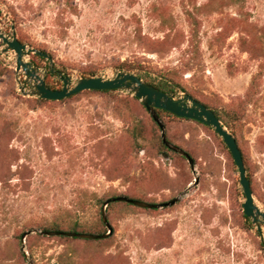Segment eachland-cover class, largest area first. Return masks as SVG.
I'll return each mask as SVG.
<instances>
[{
	"label": "rangeland",
	"instance_id": "rangeland-1",
	"mask_svg": "<svg viewBox=\"0 0 264 264\" xmlns=\"http://www.w3.org/2000/svg\"><path fill=\"white\" fill-rule=\"evenodd\" d=\"M0 29L46 48L70 87L136 61L154 78L171 72L200 101L238 111L246 172L264 209V0H0ZM16 56L0 53V264H69L70 256L76 264H264V225L259 232L243 216L238 166L212 126L162 113L167 134L194 154L193 168L159 152L161 130L131 93L40 103L21 92ZM26 58L42 76L51 65ZM142 122L148 128L134 134ZM118 193L180 200L154 210L116 205L108 241L34 231L23 248L24 233L44 224L98 226V199Z\"/></svg>",
	"mask_w": 264,
	"mask_h": 264
},
{
	"label": "water",
	"instance_id": "water-1",
	"mask_svg": "<svg viewBox=\"0 0 264 264\" xmlns=\"http://www.w3.org/2000/svg\"><path fill=\"white\" fill-rule=\"evenodd\" d=\"M0 39H2L3 41V44H0V53L14 51L17 54L16 69L19 73L17 76V82L20 86L21 92L24 95L37 96L39 98L50 100H61L84 90L115 89L127 91L132 95L138 97L142 101L150 114L154 117L155 121L159 124L161 128L163 143L171 150L185 156L193 168L195 166V161L192 156L182 147L169 141L166 131V125L159 116L157 109H164L176 114L177 116L195 119L208 126H212L230 149L235 163L238 166L240 181L244 188L245 194V201L243 203L244 212L256 225L258 231L262 232L264 225V209L260 207L259 204H257L255 201L251 180L246 172L242 151L239 147L236 137L223 124L221 119L216 115L212 108L206 106L204 103L200 102L187 92H183L180 94L166 92L148 83L138 74L128 70L119 71L113 78L110 79H106L95 74L90 77H82L73 87H70V85L73 83L72 79L63 72H58L59 77L63 79L64 86L61 89L51 88L46 83V76L49 70L45 71L44 76L40 75V67L35 66L31 60H28L26 58V56L30 55L31 53H36L43 56L50 60L51 72L56 73L57 70L55 69L54 64H52L53 58L51 54L31 47L26 43H23L16 35L11 37L1 29ZM21 71H23L25 74V80L31 83V90H26V85L21 78ZM198 183L199 178L197 177L194 184ZM179 200L180 196L174 197L173 199L163 203H150L147 201L129 198L127 196L112 197L104 203L102 209V217L108 227L107 233L92 234L73 231L65 232L37 229L30 230L23 235V248H25V238L34 231L40 232L43 235H66L87 239H99L111 236L113 233V226L108 221L107 207L111 202L114 201H126L143 208H161L165 206H172ZM24 252L27 254L26 250H24ZM30 264H34L32 260L30 261Z\"/></svg>",
	"mask_w": 264,
	"mask_h": 264
},
{
	"label": "trees",
	"instance_id": "trees-1",
	"mask_svg": "<svg viewBox=\"0 0 264 264\" xmlns=\"http://www.w3.org/2000/svg\"><path fill=\"white\" fill-rule=\"evenodd\" d=\"M20 39V38H19ZM21 40V39H20ZM22 41V40H21ZM23 42V41H22ZM37 49H40L44 52H48L49 54L52 55V53H50L46 48H43V47H35ZM34 56L39 59V60H42V61H47L49 59L39 55V54H36L34 53ZM50 61V60H49ZM55 69L57 70L56 73H52L51 72V65L49 66V71H48V77H54V76H58V72H62V70L60 68H58L56 65H54ZM65 69V67H63ZM119 68L121 69H126V70H130L132 72L136 74H138L140 77H142L144 80H146L148 83L166 91V92H169V93H173V94H179L180 92H187L189 94H191L193 96V94L190 92V90L188 89V87H186L185 85H183L182 83H180L175 77L171 76V72H168L164 75H161L159 76L158 78L157 77H153V75L151 74V69L150 70H147L146 69V66L143 65V63L141 62H136V61H127V62H124L122 63L121 65H119ZM94 71L90 70V73H93ZM89 73V74H90ZM46 83L49 87L51 88H56L53 83H51L48 79L46 80ZM86 91H89V92H104V93H109V92H120L121 90H115V89H106V90H97V89H92V90H84V91H81L79 93H76L71 97H75L83 92H86ZM194 97V96H193ZM135 100L139 101L140 99L138 97H133ZM195 98V97H194ZM199 100V99H197ZM37 101L40 102V103H43V102H47V101H51L50 99H44V98H37ZM200 101V100H199ZM202 103H204L206 106L212 108L214 110V112L216 113V115L221 119V121L226 125V126H229L230 129H232V134L236 137L237 139V142L239 144V147L242 151V154H243V158H244V152L242 150V147L240 145V140H239V137L237 136V131H236V122L237 120L239 119V112L238 111H232V110H228V109H224L222 107H219V106H216L214 104H212L211 102H204V101H200ZM142 106L144 108H146V106L144 104H142ZM147 109V108H146ZM148 110V109H147ZM157 112L159 114V116L163 118L162 116V113H168L169 115H172V116H175L177 118H180L182 120H185V121H190V122H195L197 124H201V125H204V126H207L206 124L198 121V120H195V119H191V118H186V117H180V116H177L176 114L170 112V111H167V110H164V109H160L158 108L157 109ZM151 119L153 121V127L154 129H157V130H161L159 124L155 121L154 117L151 116ZM144 128L147 129L148 128V125L144 124L143 122L141 123V125L139 124V126L135 127L134 128V134H137L138 132H143L144 131ZM217 133V132H216ZM168 139L170 142L182 147L184 150H186L191 156L192 158L194 159V161L196 162V158L194 156V154L189 150L187 149L186 147H183L181 146L180 144H177L168 134ZM136 141L137 143H139L138 139L136 138ZM159 144V152L160 153H166V152H171V153H175L176 155L182 157L183 159L185 160H188L185 156L181 155L180 153H177L173 150H171L169 147H167L164 143H163V140H162V136H159V140H158ZM228 147V146H227ZM228 152L230 155H232L231 151L229 148H227ZM233 157V155L231 156ZM234 159V158H233ZM234 163H235V160H234ZM190 164V163H189ZM250 178V176H248ZM251 180V178H250ZM251 185L253 187V181L251 180ZM255 192V191H254ZM119 196H127L129 198H133V199H138V200H141V201H147V202H150V203H156L155 201H148L144 198V196H141V195H134V194H129V193H118V194H112V195H109V196H106V197H101L98 199V202H99V205L101 206V210H100V222H99V225L98 226H95V227H88L84 224H82L79 220L78 221H75L73 222L72 224H69L68 226L66 225H63L59 222H52L51 224H44V225H41L40 226V229H43V230H47V231H73V232H79V233H92V234H104V233H107L108 232V227L106 225V223L104 222L103 220V217H102V208H103V205L104 203L112 198V197H119ZM261 198V197H260ZM171 200V199H170ZM167 202V201H166ZM118 204H121L125 207H134V208H137V209H145V210H154L155 208H143V207H139L137 205H134L132 203H129V202H126V201H114V202H111L108 207H107V216H108V221L111 223L112 222V211L114 209V207ZM166 207V206H165ZM243 216L246 218L247 222L250 224V226L252 227L253 224L251 222V219L245 214V212H243ZM38 237H41V238H45L47 237L46 235H41V234H37ZM53 236H57V237H61V238H65V239H69V240H84V241H97V242H103V241H108L111 237H107V238H99V239H85V238H79V237H71V236H66V235H53ZM20 240H21V237H22V234H20ZM23 256H25V253L24 252H21ZM68 263L69 264H76V259L72 258L71 256L69 257L68 259Z\"/></svg>",
	"mask_w": 264,
	"mask_h": 264
}]
</instances>
